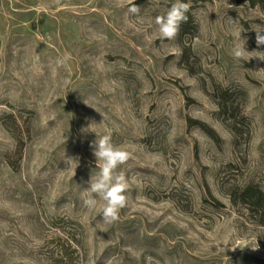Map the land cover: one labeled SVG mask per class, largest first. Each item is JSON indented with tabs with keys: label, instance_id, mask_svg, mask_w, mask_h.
<instances>
[{
	"label": "rangeland",
	"instance_id": "374dc122",
	"mask_svg": "<svg viewBox=\"0 0 264 264\" xmlns=\"http://www.w3.org/2000/svg\"><path fill=\"white\" fill-rule=\"evenodd\" d=\"M175 2L0 0V264H264V226L228 195L264 190V61L231 54L241 31L264 51V3L181 0L161 41ZM105 134L130 153L111 224L82 204Z\"/></svg>",
	"mask_w": 264,
	"mask_h": 264
},
{
	"label": "clouds",
	"instance_id": "9594fccd",
	"mask_svg": "<svg viewBox=\"0 0 264 264\" xmlns=\"http://www.w3.org/2000/svg\"><path fill=\"white\" fill-rule=\"evenodd\" d=\"M117 6L123 7L124 5L118 4ZM190 7L189 3L176 0L166 14L155 17L154 22L161 41H171L177 38L182 24L187 23L189 19ZM140 11V7L134 3V0H127L128 14L139 16ZM254 30L256 32L255 42L259 48L264 45V29ZM241 32L231 49L233 57L245 61L252 58L264 61V51L253 50L250 52L246 50L247 38H241ZM70 59L71 54L65 53L57 63L63 65ZM90 147L96 158L98 171L95 175H91L89 187L82 194V204L89 210L95 209L99 205L102 221L111 224L119 219L120 211L127 206L128 196L126 193L129 182L125 174L118 169L129 160L130 153L114 144L110 134L97 135V139L91 142Z\"/></svg>",
	"mask_w": 264,
	"mask_h": 264
},
{
	"label": "trees",
	"instance_id": "16d2710c",
	"mask_svg": "<svg viewBox=\"0 0 264 264\" xmlns=\"http://www.w3.org/2000/svg\"><path fill=\"white\" fill-rule=\"evenodd\" d=\"M246 2L253 5L256 3H264V0H236V3L239 5ZM184 26L185 24L181 26V30ZM231 95V92H229L227 89H219L214 91L212 94L220 112L228 114L229 117H234L232 113V111L235 109V107H233L234 99L231 98ZM232 130L236 131V128L232 126ZM228 195L230 202L233 205L244 207L249 213L248 216L256 224L264 226V190H262L256 184L247 183L243 186H234L229 190ZM214 201L217 205H221L218 200Z\"/></svg>",
	"mask_w": 264,
	"mask_h": 264
}]
</instances>
